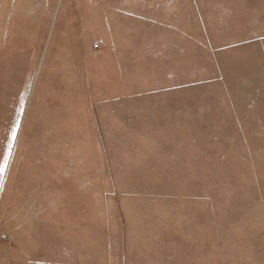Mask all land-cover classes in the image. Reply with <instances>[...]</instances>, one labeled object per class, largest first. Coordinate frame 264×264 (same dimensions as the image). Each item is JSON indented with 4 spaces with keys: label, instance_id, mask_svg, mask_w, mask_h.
<instances>
[{
    "label": "rangeland",
    "instance_id": "obj_1",
    "mask_svg": "<svg viewBox=\"0 0 264 264\" xmlns=\"http://www.w3.org/2000/svg\"><path fill=\"white\" fill-rule=\"evenodd\" d=\"M35 1L0 3V264H264V0Z\"/></svg>",
    "mask_w": 264,
    "mask_h": 264
},
{
    "label": "crops",
    "instance_id": "obj_2",
    "mask_svg": "<svg viewBox=\"0 0 264 264\" xmlns=\"http://www.w3.org/2000/svg\"><path fill=\"white\" fill-rule=\"evenodd\" d=\"M4 1L6 2V0H0V3ZM12 1V8L14 9V13L16 14V16L20 19L21 17L23 16H26L25 14H21L18 10L20 9V5H28V6H32V7H36V5L39 3V1H35V0H11ZM29 2V3H28ZM47 2V1H46ZM99 2H102L101 0H99ZM120 2V3H119ZM120 5V9L119 10H114L115 8L117 9V5ZM41 5V3H39ZM94 4V0H92L91 2V5ZM103 4H104V9L105 11H108V10H113V11H121L123 9V6H122V2L121 1H115V0H112V1H109L107 2L105 0V2L103 1ZM48 5V3H47ZM109 6H111L112 9H109ZM103 9V8H102ZM1 27L4 28V26L2 25ZM4 30V29H3ZM3 30L1 31L0 30V36H1V39H2V32Z\"/></svg>",
    "mask_w": 264,
    "mask_h": 264
},
{
    "label": "built area",
    "instance_id": "obj_3",
    "mask_svg": "<svg viewBox=\"0 0 264 264\" xmlns=\"http://www.w3.org/2000/svg\"><path fill=\"white\" fill-rule=\"evenodd\" d=\"M96 47H98V46H96Z\"/></svg>",
    "mask_w": 264,
    "mask_h": 264
},
{
    "label": "snow or ice",
    "instance_id": "obj_4",
    "mask_svg": "<svg viewBox=\"0 0 264 264\" xmlns=\"http://www.w3.org/2000/svg\"><path fill=\"white\" fill-rule=\"evenodd\" d=\"M6 166V165H5Z\"/></svg>",
    "mask_w": 264,
    "mask_h": 264
}]
</instances>
